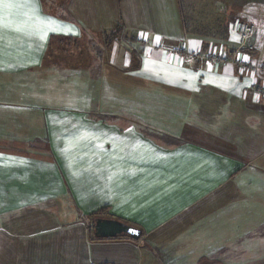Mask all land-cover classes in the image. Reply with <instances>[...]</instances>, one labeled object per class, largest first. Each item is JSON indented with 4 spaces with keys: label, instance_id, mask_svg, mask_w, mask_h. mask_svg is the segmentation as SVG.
Returning <instances> with one entry per match:
<instances>
[{
    "label": "crops",
    "instance_id": "crops-1",
    "mask_svg": "<svg viewBox=\"0 0 264 264\" xmlns=\"http://www.w3.org/2000/svg\"><path fill=\"white\" fill-rule=\"evenodd\" d=\"M11 2L0 6V264H264V0ZM233 18L256 26L240 50L253 72L173 53L235 50ZM116 27L108 52L49 56L55 39ZM257 161L262 173H245ZM101 209L142 238L92 239L86 219Z\"/></svg>",
    "mask_w": 264,
    "mask_h": 264
},
{
    "label": "rangeland",
    "instance_id": "rangeland-1",
    "mask_svg": "<svg viewBox=\"0 0 264 264\" xmlns=\"http://www.w3.org/2000/svg\"><path fill=\"white\" fill-rule=\"evenodd\" d=\"M120 35H121L120 29H119V27H116L113 31L109 32L108 35H106V34L105 35H98V34H96V35H90V34H88L87 35L86 34V35L81 36V38L80 39H77V40H75V39H69V38H59V39H55V40H53L51 42V48H50V51H49V56L52 59L55 56H58L59 58H62L63 57V60L64 61L65 60H69V61L82 60V59H84L83 56H86L87 55V52H89V54L92 55V56H96L99 53L98 48L100 46L104 47L105 50H106V52H108L109 51L108 47L110 48V47H112V45L114 46L116 43H121V42H119L120 41L119 40ZM101 56H105V53H101ZM144 88H145V91L147 89L150 90L151 89V86L148 85V86H146ZM263 158H264V155L260 159L261 162H262ZM261 165L262 164H260V161H257L254 164L255 169H253L251 171H247L245 173H248V174H250V173H256V174L262 173V171H260V168L262 167ZM247 176H245V178ZM245 178H239V176H238L236 179H234V181L239 185L238 188H239V191H241L240 194H244V191L247 190V185H248L247 180L248 179H245ZM231 187H232V183L229 184V188H231ZM106 216H108L107 213H106ZM260 216H264V213L260 214ZM204 221H205V219L200 220L197 223L198 225L195 226V228L198 229L199 224L200 223H204ZM247 227H248L247 225L244 226L243 224H240L241 236H243V232H242L243 230L242 229H245ZM225 235H226V232H225ZM256 238L257 239H260V237L258 235H257ZM258 247L260 248V246H257V249H258ZM243 248H247L248 249V246L245 245Z\"/></svg>",
    "mask_w": 264,
    "mask_h": 264
},
{
    "label": "built area",
    "instance_id": "built-area-1",
    "mask_svg": "<svg viewBox=\"0 0 264 264\" xmlns=\"http://www.w3.org/2000/svg\"><path fill=\"white\" fill-rule=\"evenodd\" d=\"M229 30L237 35L238 47L228 52H218L216 49L201 51H190L185 48H175L173 53L181 60H205L215 63H230L237 66L242 71L253 72L258 66L255 63L240 56L242 48L251 49L250 39L255 34L256 26L250 21L233 18L228 23ZM264 70V65L261 66ZM257 94L264 96V87L256 91Z\"/></svg>",
    "mask_w": 264,
    "mask_h": 264
},
{
    "label": "water",
    "instance_id": "water-1",
    "mask_svg": "<svg viewBox=\"0 0 264 264\" xmlns=\"http://www.w3.org/2000/svg\"><path fill=\"white\" fill-rule=\"evenodd\" d=\"M92 225L94 236L98 238L128 237L139 240L142 236L141 228L114 217L96 216Z\"/></svg>",
    "mask_w": 264,
    "mask_h": 264
},
{
    "label": "trees",
    "instance_id": "trees-1",
    "mask_svg": "<svg viewBox=\"0 0 264 264\" xmlns=\"http://www.w3.org/2000/svg\"><path fill=\"white\" fill-rule=\"evenodd\" d=\"M96 216H105V217H108L106 216V213H105V210L104 209H101V210H98L96 211L95 213H92V214H89L87 217L88 219H86V222L88 223V225L90 226V235H91V238L92 239H103V238H98V237H95L94 236V233H93V220ZM142 230V229H141ZM142 236H143V230H142ZM141 236V238H142ZM116 238H123V239H129V240H132V241H139V240H133L131 238H128V237H116Z\"/></svg>",
    "mask_w": 264,
    "mask_h": 264
},
{
    "label": "snow or ice",
    "instance_id": "snow-or-ice-1",
    "mask_svg": "<svg viewBox=\"0 0 264 264\" xmlns=\"http://www.w3.org/2000/svg\"><path fill=\"white\" fill-rule=\"evenodd\" d=\"M0 6H2L5 10H10L15 7H18L19 5L14 2H11V0H0ZM35 7L38 8V5H35ZM44 19L49 20L51 23H56L55 21H51V18L45 17ZM2 20H3V17H0V21ZM50 30L55 31L56 29L51 28ZM68 30L72 31L73 29L69 28ZM45 35H47V33H45Z\"/></svg>",
    "mask_w": 264,
    "mask_h": 264
}]
</instances>
